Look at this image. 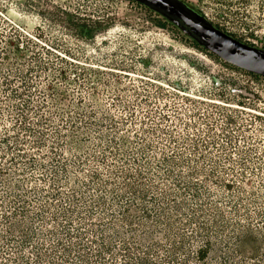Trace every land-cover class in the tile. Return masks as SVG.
<instances>
[{
  "label": "rangeland",
  "instance_id": "374dc122",
  "mask_svg": "<svg viewBox=\"0 0 264 264\" xmlns=\"http://www.w3.org/2000/svg\"><path fill=\"white\" fill-rule=\"evenodd\" d=\"M180 1L237 40L264 49V0H226L224 17L217 15V0ZM1 56L11 62L23 58L36 72L27 79L31 88L23 100L39 110L30 117L42 123L34 127L47 147H26L5 177L32 187L26 226L37 232L34 246L46 234L34 219L45 205L44 192L58 185L62 196L68 188L86 195L81 209L77 201L64 200L52 202L50 211L76 210L74 221L90 211L95 224L99 209L92 201L105 196L110 184H121V170L132 177L144 170L146 183L169 192L175 201L170 211L183 208L185 233L191 218L194 232L201 223L210 229L215 222L264 227V77L233 69L162 16L129 0H0ZM15 85L23 87L19 80ZM6 95L0 91V134L10 124L3 108L12 101ZM62 95L65 101L59 100ZM69 145L76 149L63 153ZM32 157L37 166H31ZM68 179L69 185H61ZM106 200L112 202L109 195ZM103 217L101 224L107 225L109 216ZM213 244L208 261L217 264L229 252L222 238Z\"/></svg>",
  "mask_w": 264,
  "mask_h": 264
},
{
  "label": "trees",
  "instance_id": "16d2710c",
  "mask_svg": "<svg viewBox=\"0 0 264 264\" xmlns=\"http://www.w3.org/2000/svg\"><path fill=\"white\" fill-rule=\"evenodd\" d=\"M227 3L226 0H217L218 17H224L223 9ZM196 11L205 18L200 11ZM91 23L92 27L98 26L96 21ZM80 26L86 27V24ZM192 42L194 46L200 47L193 40ZM25 65L23 58H16L11 62L10 57H0V91L7 93L6 97L12 101L3 108L10 124L5 125L0 134V160L8 162L0 164V264H211L208 255L214 246V240L219 238L224 240L229 253L224 252L223 256H219L217 264H264V237L260 233V230L264 231V227L259 229L247 223L245 226L234 228L233 224L227 222H215L213 229L205 223L198 224L194 232L192 227L195 218H191L187 220L192 225L190 232L185 233L180 228L183 223L180 219L184 215L183 208L175 205L176 213H172L169 205L171 202L175 203L174 198H170L169 192L155 184L146 183L144 170L137 172L135 177L121 170V184H110V188H104L105 196L100 195L96 201H92L94 207L100 210L94 216L99 217L98 223L95 224L92 216L95 214L90 211L87 214L80 212L82 216H79L77 221L82 222L76 227V210L62 208L50 211L52 202L56 204L64 200L69 203L77 201L81 209L86 201V195L82 196L70 188V192L62 196L61 188L53 185L50 192H44L43 196L41 194L42 199L46 197L42 202L45 205L40 204L41 208H38L34 216L40 227L46 230L45 237H39L40 240L34 246L33 242L38 239L37 232L26 226L31 213L29 195L32 187L25 189L5 179L12 170L9 166L17 165L18 160L27 153L26 147L36 151L47 147L43 133L34 127L42 123L34 122L30 117L33 112L39 110L30 100H23V92L31 88L27 79L30 73H36L33 67ZM23 67H26L24 72L21 69ZM232 68L239 69L234 66ZM58 76L63 80L67 78L65 72H59ZM17 80L23 86L20 90L17 89L19 85H15ZM48 88H52L50 84ZM59 100L65 101L66 98L62 95ZM20 101L23 103L19 105ZM56 134L60 135L59 132ZM37 135L38 140H33ZM48 148L50 152H55L53 146ZM62 149L63 153H67L74 151L76 147L69 145ZM32 159L31 166H37L34 157ZM169 174L170 172H167L166 177H169ZM93 177L97 178L98 174L93 173ZM68 181L69 179L65 181L66 184L61 185H69ZM97 186H101V183H97ZM99 192H103L102 188ZM108 195L111 203L106 200ZM158 202L161 205H158ZM155 204L158 205L157 210L151 208ZM5 207L8 210H5ZM112 207L119 208L116 214L112 213ZM45 212L49 213V216H46ZM105 215L110 219L107 225L101 224ZM243 217L246 221L251 218L249 214ZM61 220H64L63 223ZM159 235L162 237L158 240ZM196 239H199L200 246L192 251V241Z\"/></svg>",
  "mask_w": 264,
  "mask_h": 264
},
{
  "label": "water",
  "instance_id": "95a60500",
  "mask_svg": "<svg viewBox=\"0 0 264 264\" xmlns=\"http://www.w3.org/2000/svg\"><path fill=\"white\" fill-rule=\"evenodd\" d=\"M159 14L196 44L236 68L264 77V49L237 40L180 0H133Z\"/></svg>",
  "mask_w": 264,
  "mask_h": 264
}]
</instances>
